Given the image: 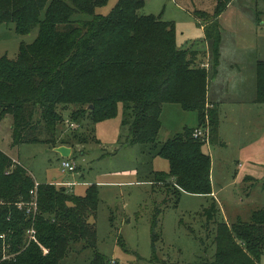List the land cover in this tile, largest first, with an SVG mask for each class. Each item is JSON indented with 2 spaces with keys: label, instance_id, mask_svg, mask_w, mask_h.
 <instances>
[{
  "label": "trees",
  "instance_id": "1",
  "mask_svg": "<svg viewBox=\"0 0 264 264\" xmlns=\"http://www.w3.org/2000/svg\"><path fill=\"white\" fill-rule=\"evenodd\" d=\"M109 1L0 0V26L14 23L19 35L39 28L37 39L22 44L15 60L0 57V124L13 116V146L47 143L74 150L79 137H56L60 106H76L73 120L89 118L97 124L114 118L122 105V122L130 131L127 143L155 144L157 155L170 164L169 172H156L151 183L175 187L177 194L212 196L207 142L187 131L157 144L166 104L198 113L202 127L208 118L210 145L219 139L220 109L208 100L212 56L210 70L202 68L207 52L181 48L175 24L141 16L143 0H120L111 15H97ZM217 1L213 15L195 13L206 22L214 68L221 55L218 21L233 0ZM76 13L93 19L73 21ZM256 103L264 105V61L257 63ZM72 191L58 183L35 186L29 172L0 151V264H61L71 245L80 242L95 250L91 264H120L96 250L89 222L100 206L96 186L84 196ZM34 200L37 210L29 213ZM19 204L26 206L20 209ZM217 212L214 204L209 213L213 218ZM215 244V260L208 264H259L264 255V208L248 223L218 224Z\"/></svg>",
  "mask_w": 264,
  "mask_h": 264
},
{
  "label": "rangeland",
  "instance_id": "2",
  "mask_svg": "<svg viewBox=\"0 0 264 264\" xmlns=\"http://www.w3.org/2000/svg\"><path fill=\"white\" fill-rule=\"evenodd\" d=\"M143 1L139 14L154 15L175 24L181 48L206 39V22L198 20L195 13L213 15L218 2ZM119 2L110 0L106 6L97 9V15H111ZM92 19V16L80 13L72 17L76 22ZM218 23L225 37L231 40L227 43L225 60L228 64L222 67L224 71L215 73L217 67L214 68L212 55L209 75V84L216 82L211 90L212 98L214 93H228L219 104L223 136L219 135V139L204 148L212 160L211 180L216 198L183 192L177 194L175 187L152 184L155 173L169 172L170 164L157 155L155 144L127 143L130 131L122 122V105L114 118L97 124L89 118L73 120L71 116L78 110L76 106H60L58 141L79 137L68 159L47 143L13 146V116L8 115L0 124V151L24 167L35 180V186L37 182L76 181L72 189L77 196H84L90 187L96 186L100 206L89 222L95 231L96 250L111 261L120 264H208L215 260L217 226L226 222L220 204L229 213L226 223L230 225L239 220L248 223L253 209L264 208L259 206L264 199V105L257 104L255 109H250L256 96V70L251 71L250 59L255 55L264 60V0H236ZM38 34V27L29 34L19 35L14 23L1 25L0 57L15 60L21 45L34 43ZM233 56L242 59L238 62L241 74L238 68L236 72L232 70L233 61H236ZM224 80H229L232 86L229 90L228 84H223ZM240 104L243 109L236 116L232 110ZM160 121L158 146L187 131L202 129L198 113L185 111L178 104L164 105ZM236 123L238 128L232 127ZM65 160L75 163L77 170L64 171L62 164ZM249 176L257 182L245 181ZM214 204L218 212L212 218L209 211ZM94 252L86 242L73 244L61 264H91ZM259 264H264V255Z\"/></svg>",
  "mask_w": 264,
  "mask_h": 264
},
{
  "label": "crops",
  "instance_id": "3",
  "mask_svg": "<svg viewBox=\"0 0 264 264\" xmlns=\"http://www.w3.org/2000/svg\"><path fill=\"white\" fill-rule=\"evenodd\" d=\"M236 2V0H233L230 4H229V6L227 7V9L221 14V16H220V18H219V21H221V19L225 16V14L227 13V11L228 10H230L231 9V7L234 5V3ZM259 5H258V7H256V10H257V13L259 14ZM203 28V27H202ZM222 30H223V28L222 27H220ZM202 30H204V29H202ZM222 32V38H223V40L221 39V50H220V60H219V64H218V66H217V69L215 70V72L216 73H222V71H224V69L222 68V67H224V64L226 63V64H228L227 63V60H225V57H227L228 56V54H227V52H226V49H228V42L231 40V39H229V38H226L225 37V34H224V31H221ZM206 39H202V41H201V43H192V44H188V46L187 47H184V48H187V49H192V50H199V51H206L207 52V55H208V57H209V59L207 58V60L205 61V63L204 64H206V63H209V65H210V58H211V56H212V53H211V47H210V44L208 43V41L206 40ZM227 44V45H226ZM235 57L233 56V59H234ZM233 59H232V61H233ZM236 59V58H235ZM242 59H236V61H233V65L231 66V67H233V72H236V70H237V68H238V71H239V74H241L242 73V71H241V69H239L240 68V66H241V64L240 63H238V62H240ZM260 61H264V60H260V59H258L257 58V56H253L251 59H250V63H251V65H250V67H251V71H255L256 69H257V63L258 62H260ZM207 70H210V67H209V69H207ZM255 74H256V72H255ZM252 75H253V78H254V73H252ZM225 82L223 83V84H228V88H227V90H229V86L230 87H232L231 86V84H230V82H229V80L228 81H226V80H224ZM233 82V81H232ZM214 83H216V82H212V84L210 85V87H209V91H208V100H209V104L211 105V106H213L214 104L215 105H217L218 107H219V109H220V106H219V104H220V102H221V100H223V99H225V97L224 96H226V97H228V93H226V91L221 95V94H217V93H214L213 94V98H212V96H211V90H212V87H213V85H214ZM244 89H242L241 91H240V95H241V93H242V91H243ZM239 95V96H240ZM252 103H251V106H250V109L251 110H253V109H255V107H254V105H257V103H256V96L254 97V100H252L251 101ZM212 103V104H211ZM235 105H237V104H235ZM236 108V107H235ZM233 109L232 110V112L237 116L238 115V113H239V115L241 114L240 112H241V110L243 109V104H240V105H238V107L236 108L237 109V111H236V109ZM221 112V111H220ZM232 127H234V128H238V125H237V123L235 124V125H232ZM251 127H253V126H251ZM234 128H231V130L232 129H234ZM229 130H230V128H229ZM253 130V129H252ZM229 132V131H228ZM219 135H221V136H223V128H221L220 127V131H219ZM224 141H226V140H224ZM227 142V141H226ZM227 144H228V142H227ZM68 147V146H67ZM69 148H71V147H69ZM72 149V148H71ZM72 153H73V149H72ZM72 153H71V155H72ZM245 181H251V182H257L256 181V179L255 178H253V177H247L246 178V180ZM68 182H72V181H68ZM74 182H76V181H74ZM38 183V182H37ZM52 183V182H51ZM40 184V183H39ZM58 184H61V183H58ZM214 189H215V185H213V194H212V196H213V198H216L217 197V194H216V192H214ZM73 192V194H75V195H77L76 193H75V189L72 191ZM221 205V209H222V211H223V213H224V216H225V220H226V222H227V214H229V213H227V211L226 210H224L225 208L223 207V205L222 204H220ZM259 206H264V199H263V202H262V204H260ZM257 208H259V209H253L252 211H251V213L253 214L254 212H256V211H259V210H261L260 209V207H257ZM263 209V208H262ZM231 214V213H230ZM234 216H237V215H234ZM237 218H240V217H237ZM239 220V219H238ZM229 225L231 224V223H228Z\"/></svg>",
  "mask_w": 264,
  "mask_h": 264
},
{
  "label": "built area",
  "instance_id": "4",
  "mask_svg": "<svg viewBox=\"0 0 264 264\" xmlns=\"http://www.w3.org/2000/svg\"><path fill=\"white\" fill-rule=\"evenodd\" d=\"M202 68H209V63L203 64ZM194 137L195 138H199L207 143H209L210 140V125H209V121L207 119V122L205 124V126L202 127V129H197L194 131ZM63 170L64 171H70V172H75L77 169V165L75 163H72L68 160L63 161ZM38 187V184L36 185ZM62 186L69 188L70 190L72 189V187L75 186V183H63ZM33 196H36V192H32ZM26 205L25 204H19V208L23 209ZM29 209L28 212L30 213L32 210H37V202L34 200L30 205H28ZM35 234L34 230H30L28 232L29 236H33ZM2 239H5V237H1Z\"/></svg>",
  "mask_w": 264,
  "mask_h": 264
},
{
  "label": "water",
  "instance_id": "5",
  "mask_svg": "<svg viewBox=\"0 0 264 264\" xmlns=\"http://www.w3.org/2000/svg\"><path fill=\"white\" fill-rule=\"evenodd\" d=\"M55 151L58 152L64 159H68L71 156L72 149L67 146H60L55 148Z\"/></svg>",
  "mask_w": 264,
  "mask_h": 264
},
{
  "label": "bare ground",
  "instance_id": "6",
  "mask_svg": "<svg viewBox=\"0 0 264 264\" xmlns=\"http://www.w3.org/2000/svg\"><path fill=\"white\" fill-rule=\"evenodd\" d=\"M209 67H210V65H209ZM209 69V68H208ZM74 125H72V127H73ZM207 145H209L210 146V143H208ZM71 157V156H70ZM77 170V169H76ZM66 183H69V182H66ZM71 183H75L76 184V182H71ZM62 184L63 183H61V184H58V185H60V186H62ZM72 190V189H71Z\"/></svg>",
  "mask_w": 264,
  "mask_h": 264
}]
</instances>
